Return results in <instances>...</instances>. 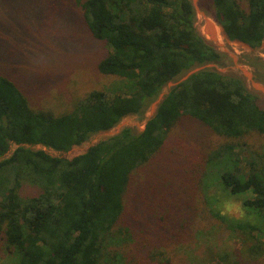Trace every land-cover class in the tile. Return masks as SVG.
I'll return each instance as SVG.
<instances>
[{"label":"trees","instance_id":"1","mask_svg":"<svg viewBox=\"0 0 264 264\" xmlns=\"http://www.w3.org/2000/svg\"><path fill=\"white\" fill-rule=\"evenodd\" d=\"M76 3L89 36L107 46L95 67L114 81L53 114L33 109L11 79L16 71H0V241L5 254L16 264H143L122 251L133 241L130 230L119 225L125 198L133 175L159 154L175 122L188 118L226 140L210 152L200 173L203 213L214 228L198 231L195 248L210 244L216 229L215 236L221 230L241 236L247 247L239 255L218 251L209 258L239 264L242 256L263 257L264 152L250 141L264 136V105L240 78L200 68L223 57L196 30L192 0ZM212 5L227 39L253 49L264 44V0H212ZM192 70L198 71L180 82ZM179 78L140 133L124 128L71 159L46 150L66 153L127 116H142ZM25 184L37 192L23 196ZM233 199L239 201V216L225 212ZM156 238L142 235L141 241ZM152 255L153 262L160 256Z\"/></svg>","mask_w":264,"mask_h":264},{"label":"rangeland","instance_id":"2","mask_svg":"<svg viewBox=\"0 0 264 264\" xmlns=\"http://www.w3.org/2000/svg\"><path fill=\"white\" fill-rule=\"evenodd\" d=\"M241 1L245 4L247 0ZM192 2L196 30L223 57L200 68L240 78L264 105V95L252 87L250 80L264 85V44L253 49L230 41L214 19L212 0ZM106 51L107 46L94 41L84 29L76 0H0V71H16L11 79L28 97L33 109L60 114L70 110L88 92L110 85L114 79L102 76L95 67ZM179 80L168 83L142 116H127L110 131L96 133L66 153L46 150L71 159L124 128L140 133L159 102ZM225 141L196 121L180 118L175 122L159 154L132 177L125 198V216L119 222L133 237L130 246H121L124 256L134 254L143 264H196V260L198 264H224L219 258H209V254H241L247 247L242 245V237L223 230L215 236L216 229L211 232L210 244L195 248L200 246L198 231L208 230L212 224L203 213L198 189L200 173L210 152ZM250 142L264 152V136ZM38 148L42 147H34ZM36 192L28 184L21 188L23 196ZM238 205L239 201L233 199L225 204V212L239 216ZM154 230L158 234H153ZM142 235L157 238L146 243L141 241ZM154 251L160 256L153 262ZM0 264H16L5 254L2 241ZM239 264H264V256L256 260L242 256Z\"/></svg>","mask_w":264,"mask_h":264},{"label":"water","instance_id":"3","mask_svg":"<svg viewBox=\"0 0 264 264\" xmlns=\"http://www.w3.org/2000/svg\"><path fill=\"white\" fill-rule=\"evenodd\" d=\"M193 1V0H192ZM207 31H210V29H209V27H207ZM211 38L213 39V37H212V35H213V33L211 32ZM196 71H198V70H192V71H190L183 79H181L180 80V82L181 81H183V80H185L188 76H190L192 73H194V72H196ZM248 77L250 78V76L248 75ZM250 80H251V84H252V87L257 91V92H260V93H262L263 95H264V85H260V84H258V83H256L255 81H253L251 78H250ZM179 83V82H178Z\"/></svg>","mask_w":264,"mask_h":264},{"label":"bare ground","instance_id":"4","mask_svg":"<svg viewBox=\"0 0 264 264\" xmlns=\"http://www.w3.org/2000/svg\"><path fill=\"white\" fill-rule=\"evenodd\" d=\"M215 27V26H214ZM217 28V27H216ZM215 29V28H214ZM215 33H217V32H215ZM219 33V32H218ZM209 36V35H208ZM222 36V35H221ZM214 37H216V36H214ZM217 38V37H216ZM218 38H219V36H218ZM223 38H225V37H223ZM225 40V39H224ZM218 46H220V45H218ZM223 47H224V45H223Z\"/></svg>","mask_w":264,"mask_h":264}]
</instances>
